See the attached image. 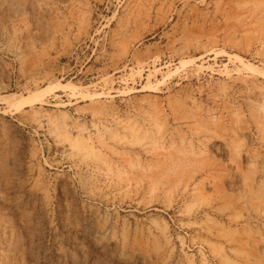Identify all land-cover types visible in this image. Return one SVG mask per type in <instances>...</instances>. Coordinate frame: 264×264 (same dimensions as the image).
<instances>
[{"label":"rangeland","instance_id":"1","mask_svg":"<svg viewBox=\"0 0 264 264\" xmlns=\"http://www.w3.org/2000/svg\"><path fill=\"white\" fill-rule=\"evenodd\" d=\"M0 264H264V0H0Z\"/></svg>","mask_w":264,"mask_h":264}]
</instances>
